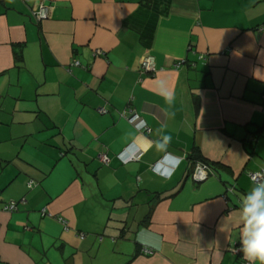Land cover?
Returning a JSON list of instances; mask_svg holds the SVG:
<instances>
[{"label":"crops","instance_id":"0c3cea01","mask_svg":"<svg viewBox=\"0 0 264 264\" xmlns=\"http://www.w3.org/2000/svg\"><path fill=\"white\" fill-rule=\"evenodd\" d=\"M38 1L0 0V264H249L264 0Z\"/></svg>","mask_w":264,"mask_h":264},{"label":"clouds","instance_id":"9594fccd","mask_svg":"<svg viewBox=\"0 0 264 264\" xmlns=\"http://www.w3.org/2000/svg\"><path fill=\"white\" fill-rule=\"evenodd\" d=\"M169 103L171 94H165ZM170 140V137H164ZM244 225L240 236L239 252L249 264H264V183L247 197L243 209Z\"/></svg>","mask_w":264,"mask_h":264},{"label":"built area","instance_id":"2783aa9c","mask_svg":"<svg viewBox=\"0 0 264 264\" xmlns=\"http://www.w3.org/2000/svg\"><path fill=\"white\" fill-rule=\"evenodd\" d=\"M38 2H39V6H38L37 10L33 11V13H32L37 22L46 19L50 14L49 5H47L44 0H39ZM96 53L99 54V53H101V51L96 50ZM74 63L78 64L77 61H75ZM140 65H141V70L144 72L154 71V59H153V57L149 54L145 55L141 59ZM136 129H138L140 131L149 132V128L142 121L136 124ZM128 148L129 147H127L126 149H128ZM136 155H137L136 153H131L129 155L128 154L125 155V152L123 151L122 153H120L118 155V157L120 158V160L122 162L125 163V162L132 160L134 157H136ZM101 160L105 163L108 162V158L105 155L101 156ZM158 166L156 164L153 166L152 169H157L160 172H163L161 170L162 164H160L159 168H157ZM212 174H213L212 168L208 164H206L202 161H198L194 165L191 176H192V179L194 181L201 182V181L205 180L206 178H208ZM249 177L255 183H260L262 180V174L258 173V172L257 173H249ZM27 186H28V188H31L33 186V181H29ZM228 189L232 190L234 188L232 186V187H229ZM23 201H24L23 199H21L20 201H10V202L3 205V210H5L7 212L16 211L18 208V204L23 202ZM79 235H80V237H83L82 233H80ZM143 252L146 254H151L152 251L150 249H144Z\"/></svg>","mask_w":264,"mask_h":264},{"label":"trees","instance_id":"16d2710c","mask_svg":"<svg viewBox=\"0 0 264 264\" xmlns=\"http://www.w3.org/2000/svg\"><path fill=\"white\" fill-rule=\"evenodd\" d=\"M259 129H261V128L259 127ZM259 131H260V130H258L257 133H258ZM196 158H197L198 160H200V161H202V162L208 164V165L213 169L212 164L209 163V162H206L202 157H200V156L197 155Z\"/></svg>","mask_w":264,"mask_h":264},{"label":"water","instance_id":"95a60500","mask_svg":"<svg viewBox=\"0 0 264 264\" xmlns=\"http://www.w3.org/2000/svg\"><path fill=\"white\" fill-rule=\"evenodd\" d=\"M208 178H206L205 180H203V181H201V182H204V181H206Z\"/></svg>","mask_w":264,"mask_h":264}]
</instances>
